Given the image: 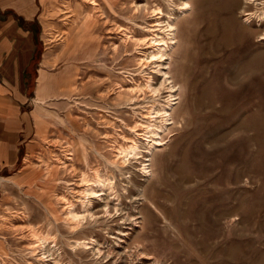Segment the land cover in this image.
<instances>
[{
    "label": "rangeland",
    "instance_id": "374dc122",
    "mask_svg": "<svg viewBox=\"0 0 264 264\" xmlns=\"http://www.w3.org/2000/svg\"><path fill=\"white\" fill-rule=\"evenodd\" d=\"M46 1L30 27L66 78L60 128L0 175V264H264V0ZM168 16L165 77L150 55Z\"/></svg>",
    "mask_w": 264,
    "mask_h": 264
},
{
    "label": "crops",
    "instance_id": "0c3cea01",
    "mask_svg": "<svg viewBox=\"0 0 264 264\" xmlns=\"http://www.w3.org/2000/svg\"><path fill=\"white\" fill-rule=\"evenodd\" d=\"M46 0H0V175L11 174L31 148L60 128L57 113L66 79L45 57L30 26L41 23ZM5 178V177H3Z\"/></svg>",
    "mask_w": 264,
    "mask_h": 264
},
{
    "label": "bare ground",
    "instance_id": "6f19581e",
    "mask_svg": "<svg viewBox=\"0 0 264 264\" xmlns=\"http://www.w3.org/2000/svg\"><path fill=\"white\" fill-rule=\"evenodd\" d=\"M181 6L178 7V10L181 13H185L190 9V5L188 4L187 0H183L181 1ZM260 20L264 19V12L262 14V17H259ZM251 21V16L250 18L247 19V22ZM174 20L173 17L168 16L167 17V22H166V29L164 31H162V36H156V38L151 40V43L153 44V47L156 48V53L150 55L151 60H156L160 63L159 65V73H163L164 76H167V73L164 72V70H162V67H164V61H165V57H167L168 52L170 51V48L173 47V45L176 43V37H175V28H174ZM147 61V60H146ZM169 79V78H168ZM169 80L164 79V83L168 82ZM171 85V84H170ZM149 86V85H148ZM172 86V85H171ZM151 87V86H150ZM171 91V95L169 96V101H168V106L162 108V114L159 116L161 117L162 121L164 122V124L157 126V125H149L146 127L147 129V133L150 134L149 138H146V141L148 142V151H146L145 154L149 155L151 154L156 148H158L161 144H160V135L161 132L163 130L166 129V125L167 123L170 121V114H169V109H171V107L173 106V102L175 101L174 99V92H173V87H171L170 89ZM150 141V142H149ZM124 155V158H128L130 156L132 157H139L140 155H142V153L140 152L139 146L137 144L136 141H134L132 143L131 146H129L128 148L124 149L121 151V155ZM130 162V161H129ZM147 162H149V160H146V164H144L141 171L145 176H149L151 174V171L149 169V165L147 164ZM127 163V160H122V164L125 165ZM96 187H100L102 190L101 191H109V192H113L114 187H113V183L107 181V180H101V179H97L95 184ZM94 185H92L90 187V189L87 191V197L88 200L87 202L84 203V212L87 213L90 217H88V220H91L93 218V216L90 214V208L92 206V201L89 200V198H93L94 195H96V191L94 189ZM74 206L72 205L69 209L68 212V216H69V220L71 221L73 227H80L83 224V221L85 222L86 220V215L85 214H78L74 208ZM105 211L107 215H109V217L111 216L109 209H107L108 205H105ZM115 212L118 213L119 209L117 207H115ZM43 239V238H42ZM42 241H46V240H42ZM41 241V242H42ZM42 246L45 245V242H42ZM76 244V248L80 247L81 249H85V250H89V248L91 247L90 244L88 243H75ZM74 248V247H73ZM94 248V247H93ZM97 252V254H96ZM94 255H98L100 256L101 254V250L98 249L96 250Z\"/></svg>",
    "mask_w": 264,
    "mask_h": 264
}]
</instances>
